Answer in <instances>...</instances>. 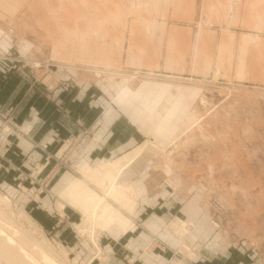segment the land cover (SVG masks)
I'll return each mask as SVG.
<instances>
[{
	"label": "rangeland",
	"instance_id": "rangeland-1",
	"mask_svg": "<svg viewBox=\"0 0 264 264\" xmlns=\"http://www.w3.org/2000/svg\"><path fill=\"white\" fill-rule=\"evenodd\" d=\"M0 89V234L29 264H110L107 230L119 238L124 213L138 216L141 186L123 175L140 158L158 190L146 212L160 220L139 252L183 264L202 246L214 254L218 239L227 252L264 253V0H0ZM32 89L59 116L144 114L145 128L161 120L165 131L179 112L185 125L171 145L146 136L122 160L91 165L79 151L95 145L84 128L94 122L82 116L49 176L17 119Z\"/></svg>",
	"mask_w": 264,
	"mask_h": 264
},
{
	"label": "crops",
	"instance_id": "crops-1",
	"mask_svg": "<svg viewBox=\"0 0 264 264\" xmlns=\"http://www.w3.org/2000/svg\"><path fill=\"white\" fill-rule=\"evenodd\" d=\"M40 81L41 86L44 87L46 84H48L49 80ZM31 83L32 81L28 84ZM16 87L18 86H16L13 81L12 83L10 82L9 84H6L5 90L3 89V91L5 92L4 94L7 95L10 93V97L13 98V95L17 93ZM0 91L2 90L0 89ZM26 97L27 98L24 109H20L17 115V119L20 123H22V127L25 128L26 131L23 134L25 135V138L23 139L22 144L28 146L30 150L33 151L34 155L37 157V160L45 162L46 166H48L45 170V175H47L49 172H53L52 166H54L57 162V158L51 157V153L56 151L59 148L61 142L69 136H72L74 138L78 134H80L82 125L79 124L81 122L82 116H84V119L88 118V122H94L90 126H85L84 128L86 130L90 128L88 129V132L94 134L93 138L92 136H90L88 140L91 141L95 140L96 138L95 145L79 151L80 154L84 155V157L91 165H96L103 158H109L111 160H122L124 156L138 151L140 147L145 144L142 141L146 136L149 139L157 142L158 145L161 143L171 145L179 136L178 133L181 130L180 128L185 125V123L181 122L180 124H183V126H177V123L179 122H176V117L178 116L179 112L175 114V116L172 115V121L169 122L170 126L165 127V131L161 130L162 125H165L162 124L161 120H158L153 127L145 128V123L141 120V118L142 116L146 115L126 114L122 110L121 111L123 112V114H110V116L105 118V122L103 115H101L102 117H100L97 121L98 116L96 115V113H93L94 111L90 110L86 112L85 110H82L81 106H78L76 108V111L73 110L71 117H67L65 115L59 116L58 114H55V108H53V106L50 107V105L47 103L42 106L39 103L40 100L46 101V99L42 96V94L34 91V89L30 90L28 96ZM8 99L10 98L8 97ZM8 99L6 101V106H9L10 104ZM35 101H37L36 105L35 103H32ZM190 111L191 110H189V112ZM189 112L187 114H185L184 112V116L186 117L185 122L188 120V117H192V113ZM100 119H102V123L98 124L100 122ZM143 153L144 150L142 151V155ZM136 159H138V157L134 156L129 160L130 162L132 161V164ZM147 161L148 160L143 158L138 159L134 164V167L129 169L123 175L128 182H135L134 184L137 186V188L138 186H141L140 192L142 194L141 196H139V202L137 205L138 216L133 217L129 215V212L127 211L124 213L128 224L122 227L123 232L121 236L117 238L107 230V232L110 233V237L106 238L105 241L109 246L112 247V249H114V251L111 253L106 252V258L110 264H177L178 262V256L176 255H173L171 259L164 261V258L166 257L165 254L160 256L158 254H145L139 252L140 248H142L146 244L147 238H150V235H148V231H156V229H158V223L160 220L157 211L150 210V212H146L148 209V206H145L146 199L148 197L154 198L158 193L155 185H153V187L151 188H149L148 186L149 180L154 181V171L151 170L149 166L148 168L144 169V166L148 164ZM139 165L142 166L139 167ZM48 175L50 176L51 173H49ZM79 175L80 176L75 177L80 178V172ZM49 176H47V178ZM50 181H53L52 178H50L48 181L46 179L47 184ZM42 191L43 189L41 190V192ZM151 191H153L152 195L150 194ZM44 193H42V195L45 198L50 199L49 194L44 195ZM57 195L59 196L58 193H56V196ZM189 195L190 193H187V196ZM70 207L74 211H77L76 207ZM173 212L175 213L177 211ZM173 212L171 210L168 211L170 215H172ZM145 213L147 214L146 216ZM199 224L204 225L203 227H205L206 225L210 227L209 222H196V227H198ZM133 225L135 226L134 229L132 228ZM112 229H119V227L113 225ZM154 240L157 241V239ZM152 243L156 244L155 241H152ZM209 244L210 243L207 241L206 245ZM213 245L216 246L215 249L212 248V250L215 251L214 254L209 253L210 249L208 246H206L205 248L204 246H202L200 255L195 256V254H193L191 255V258L183 259L181 257V259L179 260H184L185 262L183 264H261L259 262H264V253H262L261 250H259V254L258 250L256 249V254L252 252H248L247 254L243 251L240 252L235 250L227 252V249L225 248L226 245L219 246L218 239L215 243H213ZM160 257L162 258L161 260Z\"/></svg>",
	"mask_w": 264,
	"mask_h": 264
},
{
	"label": "bare ground",
	"instance_id": "bare-ground-1",
	"mask_svg": "<svg viewBox=\"0 0 264 264\" xmlns=\"http://www.w3.org/2000/svg\"><path fill=\"white\" fill-rule=\"evenodd\" d=\"M83 163V159H81L80 157L77 158L76 160V164L77 165H81ZM129 163H126V164H123L122 166H120L119 168L117 167L116 169H118L116 172L114 171V173L111 175V177L113 178V182L115 181L116 177H118L123 171L124 169L127 167V165H129ZM130 166V165H129ZM115 169V168H114ZM115 169V170H116ZM113 170V169H112ZM110 174V172H108ZM111 178V179H112ZM111 185V184H110ZM110 185H109V188L106 190V191H109L110 189ZM107 194V192H105ZM93 196V195H92ZM95 196V194H94ZM94 196L92 197V199L94 198ZM103 196V195H102ZM101 196V197H102ZM99 197V196H98ZM106 197V196H105ZM91 199V200H92ZM99 199V198H98ZM105 199V198H103ZM95 200H93V203H94ZM102 202V201H101ZM95 204V203H94ZM100 204V203H99ZM98 205V204H97ZM93 206V204L91 205V207ZM2 210V209H1ZM1 231V230H0ZM3 235V234H2ZM1 234H0V264H29L28 261H27V258L26 256H24L21 252H20V248L22 249L21 246H19V248L17 247H13L11 244H15V243H12L11 242V239L8 237V238H5V234L3 237ZM29 236V235H28ZM30 238V237H29ZM11 242V244H10ZM16 242V241H15ZM34 243V242H33ZM20 245V244H18ZM17 245V246H18ZM23 245V244H22ZM36 245V243H35ZM25 247V246H24ZM34 247V246H33ZM25 249V248H23ZM22 249V250H23ZM27 252V250H26ZM25 252V253H26ZM29 253V252H28ZM53 253V252H52ZM64 254V253H63ZM42 255V254H41ZM64 258V257H63ZM37 261V260H36ZM35 262V260H33V263ZM39 263V262H38ZM37 264V262L35 263Z\"/></svg>",
	"mask_w": 264,
	"mask_h": 264
}]
</instances>
